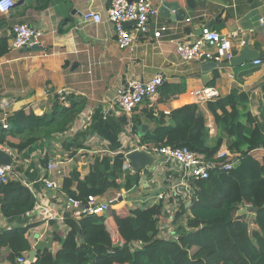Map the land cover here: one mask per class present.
<instances>
[{
    "label": "crops",
    "instance_id": "crops-1",
    "mask_svg": "<svg viewBox=\"0 0 264 264\" xmlns=\"http://www.w3.org/2000/svg\"><path fill=\"white\" fill-rule=\"evenodd\" d=\"M21 1L8 14L0 13V37L8 38L10 44L13 25L27 23L43 32L39 44L42 49L9 48V52L0 57V116L3 112L11 114L21 109L34 111L37 115L48 114L55 96L63 91L87 100L84 110L66 132L58 133L50 140L42 138L19 152L17 170L20 177L32 183L30 188L37 201L43 203V208L35 207L15 219L0 215V229L11 228L16 223L38 222L39 225L27 234L33 248L39 242L51 239L55 231L59 236L68 232L65 224L58 226L55 221H50L52 216L62 213L64 196L59 192H50L49 195L44 189L43 177L59 178L48 173V161L60 159L64 165V177L69 176L73 167H77L84 177L96 157L126 155L137 148H157L144 143V137L156 126L148 115L164 113L168 117L174 109L193 103L200 106L210 128V137L214 139L219 132L214 115L207 103L201 104L195 98V91L203 87L217 88L219 97L234 90L245 94L248 102L244 109L264 122V67H255L251 60L240 67L225 62L218 68L204 71L202 65L205 62H186L177 54V45L190 33L200 35L202 26L209 25L221 34L235 31L240 34L233 41L235 56L246 44L258 50L260 56L264 55V0H195L194 9L186 0H180L187 11L185 20L177 21L160 13L151 22L150 32L139 35L134 45L126 49L119 47L114 25L108 19L109 0H50L47 7H42L46 0ZM167 1L176 0H162L160 8ZM89 11L100 13L102 21L84 22L82 16ZM61 25L62 33L59 32ZM163 25L168 30L156 38L154 32ZM126 27L132 31L136 28L134 23L126 24ZM242 40L245 45H241ZM158 73L163 74L164 84L170 85L174 93L164 86L155 97L146 99L132 113L116 105L119 89L133 79L147 81ZM242 121L246 122V117ZM142 125L146 129L141 130ZM10 140L20 141L19 138ZM223 147H227L226 140L221 149ZM252 155L262 160L264 149L253 151ZM161 161L154 172L156 179L140 182L134 188L138 190L135 196L113 205L111 210L118 209L122 216H127L133 209L160 203L158 193L175 183L172 180L176 174L183 173L176 164L163 157ZM131 191L114 192L128 197ZM110 192L113 191L101 196L100 200H109L106 196ZM172 198L171 203L181 205L186 202L181 193H175ZM167 221L165 219L164 224L170 233L174 232L171 230L174 225ZM54 243L58 247L52 248L58 250L60 244ZM3 252L6 255L5 250ZM2 264L8 262L4 260Z\"/></svg>",
    "mask_w": 264,
    "mask_h": 264
},
{
    "label": "trees",
    "instance_id": "trees-1",
    "mask_svg": "<svg viewBox=\"0 0 264 264\" xmlns=\"http://www.w3.org/2000/svg\"><path fill=\"white\" fill-rule=\"evenodd\" d=\"M49 5L50 0H46L42 7ZM59 32H64L62 25ZM8 52L9 39L0 37V57ZM164 86L173 92L170 85ZM68 99L70 106L64 107L55 96L51 112L44 115L24 109L11 113L8 129L0 123V143L23 152L42 138L50 140L66 132L87 104L83 97L69 95ZM247 102L245 94L234 90L207 103L219 131L214 139L197 104L174 109L168 117L164 113L148 115L156 126L144 137V143L157 148L186 146L217 165L237 161L229 171L213 169L208 178L192 180V202L188 207L181 205L173 219L176 236L161 238L165 219L162 201L133 209L127 216L118 209L81 218L67 213L66 235L59 236L55 231L51 239L39 242L33 262L27 259L22 263L18 258L33 248L27 234L39 223H16L0 229V264L4 260L8 264H264V159L252 155L253 151L264 149V122L244 109ZM244 117L246 122L242 121ZM225 140L233 156L219 158ZM125 163V153L96 157L84 177L73 167L63 179L64 191L83 203L90 195L131 191L140 184L141 177ZM36 204V196L22 180L14 177L8 183H0L3 217L23 216L33 211ZM245 207L258 210L240 213ZM134 241L141 242V246L132 249L130 244ZM54 242L60 244L58 250L52 248Z\"/></svg>",
    "mask_w": 264,
    "mask_h": 264
},
{
    "label": "built area",
    "instance_id": "built-area-1",
    "mask_svg": "<svg viewBox=\"0 0 264 264\" xmlns=\"http://www.w3.org/2000/svg\"><path fill=\"white\" fill-rule=\"evenodd\" d=\"M162 0H109L110 6L107 10L108 19L113 23L116 33V41L121 49L130 48L134 45L139 35H146L150 32V24L156 20L160 14V3ZM15 6V0H0V13L8 14ZM84 22L99 23L102 21L100 13L89 11L82 16ZM134 22L135 31L126 27V23ZM168 30V27L160 26L155 32L156 38L162 37L163 33ZM43 32L30 26L27 23H16L11 30V39L9 48L22 50L32 49L34 46L41 43ZM240 34L229 32L221 34L211 28L209 25H203L201 34L196 35L190 33L184 41L177 45V54L183 61H214L218 65L225 62H230L235 57L233 41L237 39ZM245 41H241V45H245ZM255 67H264V57H258L253 60ZM164 76L162 73L156 74L150 80L144 81L141 79H133L124 88L117 91L115 100L123 111L132 113L138 106H140L146 99L155 97L160 88L164 84ZM69 93L63 91L58 96V102L64 107L70 106L68 99ZM196 100L203 104L209 101H214L219 98V91L214 87H203L195 91ZM10 114L3 112L0 116V123L4 129L9 128L8 117ZM0 149L8 153L12 157V164L0 165V183H8L12 178L22 180L32 192V183H29L24 178L20 177L18 172V164L20 161L19 152L0 143ZM141 149V148H137ZM154 153L160 154L166 161L176 164L180 169L182 168V175L176 174L172 180L175 183L166 190L158 193L157 198L159 202H163V214L169 223H173L175 214L181 205L175 202L171 203L175 193L182 194L185 203L192 202L194 197V189L192 186L193 179L208 178L210 170L218 169L219 171H229L237 163H227L224 165H217L215 162L207 161L204 155L190 150L188 147H171L163 146L160 148H146ZM238 155V154H237ZM233 156L227 147L219 150L217 157ZM126 167L134 169L129 160L126 159ZM46 168L48 173L56 174L59 178L43 177L41 179L44 189L49 194L50 192H59L64 196L62 203V213L58 216H52L50 221H55L58 226L66 225L65 215L71 213L75 218L87 217L91 215H105L111 211V207L121 201H124L127 195L118 193L107 201L100 200L101 196L90 195L83 203L81 200L70 196L64 191V165L60 159H53L47 162ZM49 174V175H50ZM179 176V177H178ZM31 187V188H30ZM50 195V194H49ZM36 207L43 208V203L37 201ZM164 219V221H165ZM164 221L161 223V238H165L167 232ZM167 221V222H168ZM175 227V226H174ZM68 228V227H67ZM170 233V231H169ZM174 232L170 233V237ZM175 235V234H174ZM166 239V238H165ZM122 244V243H120ZM132 249L141 246V242L134 241L130 244ZM28 254L19 257L18 260L22 263L27 262Z\"/></svg>",
    "mask_w": 264,
    "mask_h": 264
},
{
    "label": "water",
    "instance_id": "water-1",
    "mask_svg": "<svg viewBox=\"0 0 264 264\" xmlns=\"http://www.w3.org/2000/svg\"><path fill=\"white\" fill-rule=\"evenodd\" d=\"M132 1V0H131ZM22 2L21 0L17 3ZM15 2V5L17 4ZM187 5L194 9L196 6L195 0H186ZM174 12V13H173ZM160 13L166 17L171 19H175L177 21H183L186 19L187 11L182 6L180 0L172 1V2H164L162 7L160 8ZM174 14V15H173ZM134 23V22H129ZM128 24V23H126ZM201 34V31H200ZM35 50L42 49L40 45L34 46ZM260 56V53L256 49L250 48L248 44H246L242 50V52L235 56L231 61V65L233 67H240L249 63L251 60H254ZM202 68L204 71L213 70L218 68V64L214 61H207L203 63ZM140 129H146V126H141ZM161 155L158 153L151 152L146 149H135L126 154V159L129 160L131 166L134 170L140 173V182L145 183L146 181H151V178L156 179V172L158 166L162 164ZM12 164V157L6 153L5 151L0 149V165H10ZM190 203L187 205L189 206ZM256 212L258 208H243L240 213H245L247 211ZM176 236V234L174 235ZM37 249L32 248L28 252V261L33 262L37 256Z\"/></svg>",
    "mask_w": 264,
    "mask_h": 264
},
{
    "label": "rangeland",
    "instance_id": "rangeland-1",
    "mask_svg": "<svg viewBox=\"0 0 264 264\" xmlns=\"http://www.w3.org/2000/svg\"><path fill=\"white\" fill-rule=\"evenodd\" d=\"M137 189H134V190H132L131 192H129L128 193V197L125 199V200H130V198H131V196H135L136 194H137ZM116 195V193L113 191L112 193L110 192L107 196H106V199H111L112 198V196L114 197ZM122 202V201H121ZM182 204H185V202L184 203H182ZM246 208V207H245ZM181 221V220H180ZM182 221H184V220H182ZM171 230L172 231H174V229H173V227L171 228ZM169 231H170V229H168L167 227H166V230H165V232H167V234L165 235V238L166 239H170V233H169ZM55 247L54 249H57V247H58V245L57 244H52V247Z\"/></svg>",
    "mask_w": 264,
    "mask_h": 264
}]
</instances>
